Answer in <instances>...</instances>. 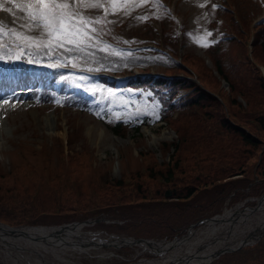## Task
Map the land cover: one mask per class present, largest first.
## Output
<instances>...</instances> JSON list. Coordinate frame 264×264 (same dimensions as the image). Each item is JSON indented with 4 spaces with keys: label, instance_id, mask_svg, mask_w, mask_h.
I'll return each mask as SVG.
<instances>
[{
    "label": "rangeland",
    "instance_id": "1",
    "mask_svg": "<svg viewBox=\"0 0 264 264\" xmlns=\"http://www.w3.org/2000/svg\"><path fill=\"white\" fill-rule=\"evenodd\" d=\"M101 2L111 8L109 0H101ZM119 2L122 0H118ZM134 2H139V0H134ZM166 2L175 7L177 17L173 13L175 10L169 12L176 18L167 14L166 10L170 9L165 2L160 1L163 7L157 9L152 0H148V3L135 8L129 15H125L124 10L121 9L115 14L107 16L110 23L96 25L100 30V39L108 34L114 41L122 42L121 44L105 45L127 55H111L107 49L101 51L97 47L87 48L84 53L70 54L63 52V49L60 50V53L67 56L69 61L75 58L74 62L77 67L83 70L92 69L88 72L108 71L122 78L131 75L135 70L143 72L149 70L153 73L170 74L180 78L189 77L197 84L206 86L212 97L217 100H222L221 96L226 92L241 100L244 93L239 90V85L240 87L242 85L238 79L237 71H241L242 75L246 76L250 60L264 74V63L256 55L259 53L255 44L257 32L253 31L257 26L264 24V0H166ZM202 3L205 4V7H199ZM5 6L12 7L7 3ZM84 13L91 17L104 16L103 9H87L84 10ZM23 15V13L17 12V17L14 18L10 13L0 11V20L8 28L24 31L23 25L26 24V21L20 19ZM139 17H148V19L141 20L138 19ZM209 32L211 36H208L207 39L211 46L201 47L195 42L197 37H202ZM28 34L38 36L39 32ZM213 45L215 48H212ZM60 53L53 54L52 60H49L47 56H42L39 62L28 63L26 57L15 61V63L21 62L23 65L24 62H27L26 70L31 68L34 70L33 83L37 81V88L32 94L17 95V92L13 91L0 93V164L6 170L14 169L17 174V176L10 177L5 182V186L1 185L0 181V204L7 199L5 188L9 185L8 190L14 188L17 193L13 201L9 203L11 206L18 204L19 199H27L26 205L35 213L47 211L49 213L43 216L52 214L54 210L58 209L57 207L48 210L46 207L41 208L33 205L30 195L31 187H29L31 184L28 181L34 180L36 188L41 191L42 184L51 183L47 180L50 166L54 169H58L60 166L69 167L75 181L81 182L83 179L82 190L84 187L92 195L93 201H87V197L82 194L81 205L72 199L70 205L63 206L62 204L60 209L66 210L69 206L73 210L76 206L80 211L85 210L82 213L84 215L77 216L78 218L70 216L64 220L66 214L73 212L69 211L62 216L63 221L51 220L49 217H44V220L41 221L38 217L30 223L19 224L49 227L62 225V223L80 222L83 224V232L88 233L91 237L99 235L106 240L113 237L115 239L116 235H123L125 238H140L141 240L167 239L166 237L147 236V224L143 222V216H140L146 213V208L141 211L136 209L116 211L115 206L114 208L108 205L112 203L111 195L107 199L102 196L103 201H98L97 198L103 194V190L91 183L105 185L109 178L130 180L138 176L145 179L146 183L151 184L148 185L149 192L143 190L137 195H131V187L115 191L117 199H113V204H117L116 206L133 202L131 201L132 197L133 200H136L144 193L149 197L164 198L167 197L165 196L166 190L171 192L168 197L179 199L175 197L174 192L178 183L172 185L153 183L149 181V177L143 175L147 164H152L154 160L168 161L171 159L170 154L173 150L171 148L166 151V149L171 141L178 138V133L166 121L156 119L160 115L157 110L159 101L142 95V93H150V89L139 91V88L129 87L122 90L120 88L123 85L122 81L117 86L111 87L102 81L95 80L96 77L84 76L83 78V76L65 72L70 69L63 70V68L69 67L71 63H67V66L64 62L57 65L55 58ZM216 60L226 73L237 78L234 79L236 83L239 82L236 84V88L231 89L228 80L217 71ZM49 64L52 66L49 67ZM250 71L251 73L256 72L255 70ZM86 78L88 81L81 88L79 83L84 82L83 80ZM216 80L219 81L217 87ZM30 98L34 101L32 106H29L32 100L23 102ZM4 100H8L9 103H3ZM244 101L242 103L245 105ZM153 106H156L155 116L152 114ZM144 113L148 115L149 120H155L150 124L147 123L148 125H142L139 130H135L134 123L140 121L139 116ZM180 115L189 119L186 111L181 112ZM196 117H199L200 121L197 124L206 123L204 113L201 116L196 115ZM117 119H122L126 125L124 128L122 127L123 133L116 134L105 123L106 120ZM259 154H261L259 150L248 156L240 154L243 159L239 161L241 162L239 165L243 168L235 176L244 175L246 180H251L253 186L239 192L241 195L237 197L234 196V192L231 193L232 203L227 205L228 207L225 205L219 213H223L226 209L237 204L243 208L246 207L244 204L254 207L259 205L258 202L261 200L255 197H258L256 195L260 193L255 194L253 191V189L258 190L264 186V182H262L264 174L258 168L261 166ZM198 158L199 156H196L190 164H195L194 161ZM32 165L36 168L37 175L30 173ZM186 165L188 167V164ZM43 167L45 169L42 173ZM243 169H247L246 173L243 172ZM187 170L183 174H188ZM190 172L195 176L199 170H190ZM93 174H96L94 182L91 181ZM195 182L198 185L202 182L207 183L205 179L201 178H195ZM202 187L204 186L200 185L196 188L201 190ZM92 188H94V193ZM158 193L160 194L158 195ZM208 198L211 199V196L203 197L202 202L207 201ZM194 200L192 197L185 202H194ZM52 202L51 200L46 205L51 207ZM95 206H98V209L91 210ZM122 212H125L127 216L119 217ZM108 213L113 214L109 216ZM1 221L11 226H19V224H12L5 220ZM104 224H117L122 227L100 226ZM203 225L205 223L186 227L183 230L184 234L188 233L191 228H199ZM91 230L95 233H92ZM182 235H177V237ZM263 239L264 232L257 238L247 240L239 248L254 245ZM107 242L104 243L106 245L90 252L65 254V260L68 261L66 264H134L142 259H153L160 256L150 246L153 243L161 242H145L146 246H142L140 242H134L133 245H120L119 247H116L113 242ZM162 243L165 242L162 241ZM222 254L224 253L217 255L212 260L198 264L211 263L220 258ZM55 261L60 262L59 264L62 263L58 260ZM56 262L55 264H57Z\"/></svg>",
    "mask_w": 264,
    "mask_h": 264
},
{
    "label": "trees",
    "instance_id": "2",
    "mask_svg": "<svg viewBox=\"0 0 264 264\" xmlns=\"http://www.w3.org/2000/svg\"><path fill=\"white\" fill-rule=\"evenodd\" d=\"M253 31L257 32L255 44L259 53H256V55L264 63V24L263 26H257ZM215 45L212 48H215ZM248 64L249 69H246L248 70L246 76H243L241 71H237L238 79H240L242 85L241 87L239 85V90L244 93L245 105L240 99H237V96H233L231 93L227 94V92H224L225 94L221 96L222 100H217L212 97L206 86L197 84L189 77L180 78L164 74L150 78H144L143 76L132 78L130 85L150 89L151 97L159 101L161 119L169 123L178 133V138L171 141L166 149L168 151L172 148L171 159L168 161L154 160L152 164H147L143 175L149 177V181L153 183L160 182L164 185L178 183L174 192L175 197L179 199L174 197H149L144 193L138 196L136 200L129 196L133 202L119 204L118 206L113 204V199H117V193H115L117 190L131 187V195L140 194L143 190L145 192L150 191L148 185L151 184L146 183L145 179L137 176L130 180L109 178L105 185L91 183L103 190V194H100L97 200L103 201L102 196L107 199L111 195L112 203L108 205L115 206L116 211L127 209L141 211L146 208V213L140 216H143V222L147 224V236L172 238L175 234L182 233L191 222L220 212L231 193L234 192V196L237 197L241 195L239 192L253 186L251 180H246L244 175L235 176L243 168L239 165L241 164L239 161L243 159L240 154L248 156L258 150L261 151V154L258 155L261 166H258V168L264 174V75L253 65V62L249 60ZM216 68L222 77L228 80L231 89L237 87L236 84H239V82L234 81L237 78L235 76L233 78L232 75L226 73L217 60ZM250 70L256 72L251 73ZM218 85L219 81L216 80V87ZM176 91H181L182 94L175 101H171V97ZM175 110H177V114L174 116L173 112ZM183 111H186L189 119H185L180 115ZM202 113L205 114L206 123L199 125L197 124V122H200L199 117H196V115L201 116ZM141 121L147 123V116H144ZM105 123L116 134L123 133V121L106 120ZM134 129H140L139 122L134 123ZM234 148L236 150H233ZM196 156H199V161L195 159V164H190ZM186 164H188V167ZM44 169L45 167L42 168V173ZM186 170L188 174H183ZM190 170H199V172L194 176ZM246 171L247 169H243V172L246 173ZM30 173L37 175L34 165L30 167ZM13 176H17L14 169L6 170L0 164L1 185L5 186V182ZM195 178L207 181V183L202 182L200 184L204 186L200 188L201 190L196 188L200 185L195 182ZM95 179L96 174H93L91 181L94 182ZM47 180L51 183L48 185L42 184L41 191L36 188L34 180L28 182L31 184L29 187H31L30 195L33 205L41 208L46 207L48 210L57 207L58 209L54 210L52 214L43 216L49 213L47 211L35 213L26 205L27 199H19L18 204L11 206L9 203L13 201L17 193L14 188L8 190L9 185H7L8 187L5 188L7 199L0 204V219L12 224H19L22 222L30 223L38 217L41 221L44 220V217L63 221L62 216L69 211L73 212L66 214L64 220H67L70 216L78 218L77 216L84 215L82 213L85 210L80 211L76 206L73 210L69 206L66 210L60 209L62 204L63 206L70 205L72 199L78 205H81L82 194L87 197V201H93L92 195L84 187L82 190L83 179L81 182L75 181L69 167L60 166L58 169H54L50 166ZM236 188L237 190H235ZM92 191L94 193V188H92ZM253 191H255V194H261L264 192V186L258 190L253 189ZM209 195L211 199L208 198L207 201L202 202V198ZM192 197L195 199L194 202H185ZM51 200L53 201L52 206L48 207L46 204ZM231 200L232 197H230V202H232ZM93 209H98V206L93 207L91 210ZM108 214L111 216L113 213ZM115 215L118 216L117 213ZM125 216H127L125 212L119 215V217ZM100 226L122 227L117 224ZM0 264L3 263L0 261ZM204 264H264V239L254 245L226 252L213 262Z\"/></svg>",
    "mask_w": 264,
    "mask_h": 264
},
{
    "label": "bare ground",
    "instance_id": "3",
    "mask_svg": "<svg viewBox=\"0 0 264 264\" xmlns=\"http://www.w3.org/2000/svg\"><path fill=\"white\" fill-rule=\"evenodd\" d=\"M82 226L81 223L14 228L1 225L0 256L10 264H51L55 260L67 262L65 254L90 252L106 245L107 241H102V244L101 237H91L83 232ZM263 230L264 198L253 208L243 209L237 204L173 241L153 243L151 249L159 252L160 256L134 264H196L209 261L217 250L236 247L245 240L257 238ZM125 239L119 235L116 242ZM145 242L148 241L144 240L142 246H146Z\"/></svg>",
    "mask_w": 264,
    "mask_h": 264
},
{
    "label": "snow or ice",
    "instance_id": "4",
    "mask_svg": "<svg viewBox=\"0 0 264 264\" xmlns=\"http://www.w3.org/2000/svg\"><path fill=\"white\" fill-rule=\"evenodd\" d=\"M6 3L12 7H6ZM109 3L111 8L101 0H0V11L10 13L14 18L17 17V12L23 13L20 19L26 21L23 25L25 30L18 31L16 28H8L0 20V61L11 63L26 57L28 63H33L39 62L42 56L52 60L53 54L60 53L61 49L65 53L75 54L84 53L91 47H97L101 51L107 49L111 55H127L103 44L99 40L100 30L96 25L110 23L107 16L121 9L125 15H129L135 8L148 3V0H122L119 3L118 0H109ZM152 3L157 9L163 7L160 0H152ZM199 7H205V4L202 3ZM87 9H103L104 16H87L84 13ZM138 19L146 20L148 17ZM37 31L38 36L28 34ZM208 36H211L210 32L197 37L195 42L201 47H209ZM74 59L69 61L67 56L60 53L56 55L55 62L57 65L64 62L65 66L71 63L75 68L77 64ZM3 103L7 104L9 101L4 100ZM155 109L156 106H153L154 116Z\"/></svg>",
    "mask_w": 264,
    "mask_h": 264
},
{
    "label": "water",
    "instance_id": "5",
    "mask_svg": "<svg viewBox=\"0 0 264 264\" xmlns=\"http://www.w3.org/2000/svg\"><path fill=\"white\" fill-rule=\"evenodd\" d=\"M170 193H171L170 190H167V191H166V195H167V196L170 195ZM262 197H264V195H263ZM206 219H207V218H204V219H200V220H198V221H196V222H193L192 224L189 225V227L194 226V225L199 224V223H203V222L206 221ZM1 225L6 226V225H4L3 223H0V226H1ZM6 227H9V226H6ZM10 228H14V227H10ZM263 232H264V230L261 232V234H262ZM132 240H134V241H132ZM144 240H147L149 243L156 242V240H153V239H144ZM144 240H141L140 238L129 237V240H125V242H132V243H134V242H140V243H142ZM244 242H247V240H245ZM244 242H242L240 245H238V246H236V247H230V246H227V247H224V248H222V249H220V250H217V252L213 254V257H216L217 255H219V254H221V253H223V252H227V251L235 250V249L239 248ZM0 259H1L3 262H5L6 264H10L9 262H6L5 260H3L2 257H0ZM182 264H187V263H182Z\"/></svg>",
    "mask_w": 264,
    "mask_h": 264
}]
</instances>
